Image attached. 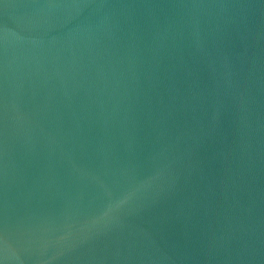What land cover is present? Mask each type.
Masks as SVG:
<instances>
[{
  "label": "water",
  "instance_id": "1",
  "mask_svg": "<svg viewBox=\"0 0 264 264\" xmlns=\"http://www.w3.org/2000/svg\"><path fill=\"white\" fill-rule=\"evenodd\" d=\"M0 264H264V0H0Z\"/></svg>",
  "mask_w": 264,
  "mask_h": 264
}]
</instances>
